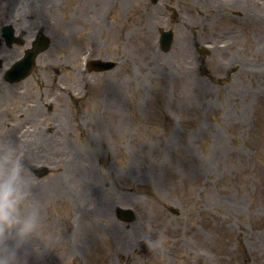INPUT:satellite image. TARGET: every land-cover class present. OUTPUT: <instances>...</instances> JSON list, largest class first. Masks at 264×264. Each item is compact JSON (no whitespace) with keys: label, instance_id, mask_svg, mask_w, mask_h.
Here are the masks:
<instances>
[{"label":"rangeland","instance_id":"rangeland-1","mask_svg":"<svg viewBox=\"0 0 264 264\" xmlns=\"http://www.w3.org/2000/svg\"><path fill=\"white\" fill-rule=\"evenodd\" d=\"M6 23L25 43L0 42L4 65L51 38L29 76L0 73V134L40 174L43 264H264V0H0ZM205 42L225 45L202 62Z\"/></svg>","mask_w":264,"mask_h":264},{"label":"clouds","instance_id":"clouds-1","mask_svg":"<svg viewBox=\"0 0 264 264\" xmlns=\"http://www.w3.org/2000/svg\"><path fill=\"white\" fill-rule=\"evenodd\" d=\"M24 18L28 16L25 10ZM35 163L24 145L0 134V264H43L39 238L43 204L36 195ZM151 249L166 252L165 237H143Z\"/></svg>","mask_w":264,"mask_h":264},{"label":"water","instance_id":"water-1","mask_svg":"<svg viewBox=\"0 0 264 264\" xmlns=\"http://www.w3.org/2000/svg\"><path fill=\"white\" fill-rule=\"evenodd\" d=\"M172 40V35L171 33H165L162 37V44L164 47H167L170 42ZM39 43H36L35 44V47L33 49H29L27 52H26V56L19 62V65H20V68L22 69V72H21V76L20 77H23L24 75H26L27 73H29L30 69L32 68V66L34 65V59H35V55L36 53L41 49V48H44L47 43H48V40L45 39L44 37L40 38ZM95 63L97 65V67H104V68H107L110 66L109 62H102L100 60H97V61H93L91 62L92 65H95L93 64ZM19 77V78H20ZM121 212L123 213L124 216L128 217V218H133V213L129 210H121Z\"/></svg>","mask_w":264,"mask_h":264},{"label":"bare ground","instance_id":"bare-ground-1","mask_svg":"<svg viewBox=\"0 0 264 264\" xmlns=\"http://www.w3.org/2000/svg\"><path fill=\"white\" fill-rule=\"evenodd\" d=\"M107 1V0H106Z\"/></svg>","mask_w":264,"mask_h":264}]
</instances>
